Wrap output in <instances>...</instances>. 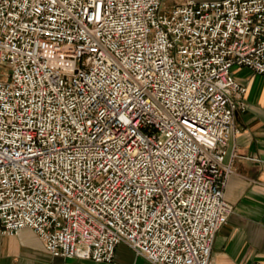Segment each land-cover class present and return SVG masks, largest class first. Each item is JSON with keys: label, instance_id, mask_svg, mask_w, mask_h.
Returning <instances> with one entry per match:
<instances>
[{"label": "built area", "instance_id": "built-area-1", "mask_svg": "<svg viewBox=\"0 0 264 264\" xmlns=\"http://www.w3.org/2000/svg\"><path fill=\"white\" fill-rule=\"evenodd\" d=\"M0 230L53 256L218 264L227 146L264 0H0ZM253 264H261L255 262Z\"/></svg>", "mask_w": 264, "mask_h": 264}, {"label": "crops", "instance_id": "crops-1", "mask_svg": "<svg viewBox=\"0 0 264 264\" xmlns=\"http://www.w3.org/2000/svg\"><path fill=\"white\" fill-rule=\"evenodd\" d=\"M187 1L169 0L172 5ZM232 72L248 87V107L237 112L239 132L227 146L225 165L231 171L224 194L232 212L216 235L212 256L218 264H264V75L240 66ZM115 259L123 264H153L125 243L117 246ZM0 264L112 263L53 256L31 228H24L15 234L0 230Z\"/></svg>", "mask_w": 264, "mask_h": 264}, {"label": "rangeland", "instance_id": "rangeland-1", "mask_svg": "<svg viewBox=\"0 0 264 264\" xmlns=\"http://www.w3.org/2000/svg\"><path fill=\"white\" fill-rule=\"evenodd\" d=\"M167 2L170 4V5H172V3H170L169 2V0H167ZM8 71V67H6V66H0V78H2L4 75H5V73Z\"/></svg>", "mask_w": 264, "mask_h": 264}]
</instances>
